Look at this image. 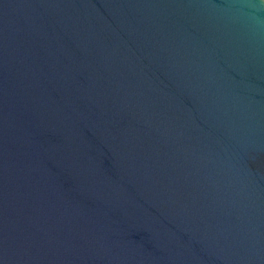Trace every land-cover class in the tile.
Masks as SVG:
<instances>
[{"label": "water", "instance_id": "obj_1", "mask_svg": "<svg viewBox=\"0 0 264 264\" xmlns=\"http://www.w3.org/2000/svg\"><path fill=\"white\" fill-rule=\"evenodd\" d=\"M0 264H264V0H0Z\"/></svg>", "mask_w": 264, "mask_h": 264}]
</instances>
